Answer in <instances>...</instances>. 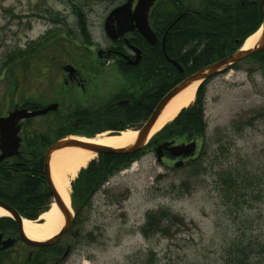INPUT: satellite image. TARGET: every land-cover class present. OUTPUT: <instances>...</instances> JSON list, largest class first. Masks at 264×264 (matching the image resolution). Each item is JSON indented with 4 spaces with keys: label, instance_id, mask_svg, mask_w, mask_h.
Here are the masks:
<instances>
[{
    "label": "rangeland",
    "instance_id": "obj_1",
    "mask_svg": "<svg viewBox=\"0 0 264 264\" xmlns=\"http://www.w3.org/2000/svg\"><path fill=\"white\" fill-rule=\"evenodd\" d=\"M120 1L0 0V116L24 98L46 105L61 97L62 110L38 123L65 113L68 104L84 109L92 121L98 110L92 102L109 89H127L128 82L111 70L86 92L62 90L56 83L60 58L87 64V72L89 65L95 68L87 48H65L87 43L106 48V9ZM31 45L38 52L22 58ZM226 69L204 86L208 130L196 149L199 153L202 145L206 151L202 163L174 167L173 161H158L149 145L98 190H89L86 173L71 181L70 199H89L86 232L95 239H82L64 264H264V65L246 60ZM129 80L132 86L139 82ZM89 103L88 109L77 106ZM38 123L25 133L53 137L62 126L59 120ZM159 210L172 214L163 221L167 226L162 231L145 226L148 215ZM246 243L260 255L244 259L240 245ZM22 250L17 244L11 255L21 258Z\"/></svg>",
    "mask_w": 264,
    "mask_h": 264
},
{
    "label": "flooded vegetation",
    "instance_id": "obj_2",
    "mask_svg": "<svg viewBox=\"0 0 264 264\" xmlns=\"http://www.w3.org/2000/svg\"><path fill=\"white\" fill-rule=\"evenodd\" d=\"M138 1L139 0H121L113 8L109 9L108 7L106 9V17L104 19V30L107 17L112 13L113 9L127 3L129 4V7L126 11L125 17H128V19L124 22H121L120 16H116L115 18V16L112 15L110 25H112L116 31H118L119 27L121 26H136L137 21L134 19V17L137 15L135 9ZM207 6L208 0H155L149 8L148 12L149 24L152 27L155 35L158 37L157 41L154 43L149 41L137 27H134L133 29L125 31L121 36L114 40L108 38L110 42L109 45H106V48H103L100 45H67L65 48L67 50L78 46L87 48L90 52H92L94 54L93 62L95 63V68L89 65V72H87L85 71V67L87 66V64L79 63V61L77 62L75 60H65L60 58L61 63L56 68V72L58 71V78H60V80H58L56 83L59 84L60 89L71 90L74 88L79 90L80 92H86L89 90V86L91 85V83L95 81L94 79L105 81L107 78L108 70L117 71L122 79L128 82L129 87L127 89L125 87L109 89L108 94L104 99L98 100L97 103L92 102V104H98V110L95 111V113H102V118L94 119V116L92 121L90 119H86V115L88 113L81 111L84 109H74L71 104H68V106L65 107V113L57 114L55 118H51L46 123H38L37 120H39L40 118H47L49 114H56L62 110L64 106L62 105L63 100L61 99V97L60 100H52L46 105H40L33 101H27L25 100V98L21 99L19 102H16L12 110L16 108H29L30 110H36L42 108L43 106H48L51 104H57L58 106L57 108L49 110L44 114L25 118L21 121V129L19 132V135L21 136L19 154L14 157L7 158L3 162H1L0 169H6V171H9L11 173L18 172L20 174L32 175V172L28 169L31 167V161L36 160L40 161V166L43 173L45 153L48 150L49 146L55 140L62 136H71L75 133L91 136L93 135L92 132L95 131L96 128L99 129L102 126L106 127L112 125V123L114 122H119L118 118L116 121H114L115 117H117V114L122 113V110L124 113L125 107L129 106L133 102L134 96H138V94H141L144 91L148 90V87L153 86V83H157V75H150V64L152 58L154 57V50H157V48L161 47L164 55H166L163 49V45H205L206 40L202 36L196 37L191 41H186L184 34L182 33L187 32L191 29V26L184 25L185 23H187L184 21V19L192 17L202 21L207 13ZM261 8L263 20V0H261ZM211 14L212 16L219 18L224 15V12L215 10L212 11ZM225 16L230 17L229 14H226ZM262 20L258 24V26L261 25ZM199 27L202 29L201 26ZM195 29L203 32L197 26H195ZM138 51H140L141 59L138 63L134 64L133 62L138 55ZM168 56L176 59L182 64V62L175 58L173 55L168 54ZM53 57H56L57 59L59 58L57 56ZM171 65L173 66V68L167 67V65L165 67H162L160 70H166L167 73L174 74V70L178 68L172 63ZM156 72L158 71L156 70ZM180 73H183L184 75V72ZM130 76L133 80L135 79L141 81V83L136 86H132V81L129 80ZM105 84L106 83H104L103 85ZM143 85L146 87H144ZM77 106L88 109L93 105L89 103L87 106H81L80 104H77ZM72 113L73 115L71 117L70 115ZM120 118L123 119L125 117L123 116V114H121ZM53 120H59L62 123V126L63 124H66L64 125L65 130L59 131L58 129H56L57 131L54 136L51 137L47 135V139L45 138V136H43L44 139L42 143L36 141L35 138H33V135L25 133L28 131L27 128L31 127L30 125L33 121L34 124L38 123L41 125H47L53 122ZM93 120H98V122L93 123ZM70 123H72V127H70ZM94 126H96L95 129ZM63 132L64 134H62ZM164 141H171L173 142V144L189 142L186 139H182L178 136L167 138ZM35 144L38 145L35 150L40 153L39 159L35 155H33L32 147ZM180 159L186 161L188 158L183 156L178 158H171L169 157L168 152L165 151L162 162H166V160L167 162H176ZM88 207V201H82L80 203L74 202V215L72 223L64 233L61 240L57 244H54L52 246L40 247L34 246L33 244L29 243L20 235L16 223H13L11 227L4 226L0 228V264L66 263L73 252L76 250V248L79 246V243L82 239H93V235L86 232V222L87 216L89 214ZM67 236H69L71 239L69 243H67L65 240ZM8 239L12 241L10 246L6 247L4 246L5 241ZM17 244H20V246L23 248L22 251L24 252V254L21 258L11 255L13 247ZM43 258L46 259L43 261Z\"/></svg>",
    "mask_w": 264,
    "mask_h": 264
},
{
    "label": "trees",
    "instance_id": "obj_3",
    "mask_svg": "<svg viewBox=\"0 0 264 264\" xmlns=\"http://www.w3.org/2000/svg\"><path fill=\"white\" fill-rule=\"evenodd\" d=\"M208 1H210V4L207 6V13L203 20L192 17L185 18L184 21L187 23L184 25L191 26V29L182 33L186 41L202 36L206 40L205 45H166L168 54L173 55L182 62L185 68V75L237 50L242 46L241 44L245 37L251 34L262 20L261 0ZM215 10L224 12V15L219 18L212 16L211 13ZM226 14H229L230 17H226ZM195 26L203 32L196 30ZM37 47L38 45H31L24 51L22 58L28 59L36 54L38 52ZM247 59H252L259 63L261 61L264 62V49L251 54ZM165 66L173 68L163 54L161 47L157 48V50H154V57L150 64V75H157V83H153V86L148 87V90L137 96L131 105L125 107L124 113L122 110V113L117 114L114 121L118 118L119 123H115V125L122 122L126 124L110 126L107 129L123 130L129 126H134L132 123H139L148 118L163 92L170 89L184 77L183 73H180L177 69L174 70V74H169L166 70H160ZM236 66L237 64L233 65V67ZM206 82L199 87L196 101L183 109L172 122L156 133L149 145L153 146L161 139L172 136L182 137L187 140L197 139L202 142L206 139L208 130L207 120L204 115L206 102L204 86ZM121 114L125 118L121 119ZM101 130H104V128H100ZM33 138L40 143L44 139L41 135H35ZM37 146L35 144L32 150L33 155L39 159L40 153L35 152ZM143 152L144 149L130 154H100L97 160L91 161L88 167L82 170V173L88 175V177L85 175L87 177L86 185L90 189L99 188L114 174L127 168L134 160H137ZM205 152L204 147L201 146V151L188 161L189 165L201 162ZM31 163V167L28 170L32 172V175L18 172L11 173L6 171V169H0V198L13 205L23 216L36 219L40 213L48 209L50 195L43 178L40 161L32 160ZM226 185L229 190L233 187L229 183ZM171 216L172 214L167 210L152 212L148 215L145 226L162 231L167 226L163 225V221L168 222ZM13 223V220L9 217L0 218V228L4 226L11 227ZM250 243L240 245L244 247L242 249L244 259H252V257L260 255ZM255 250L257 252H254Z\"/></svg>",
    "mask_w": 264,
    "mask_h": 264
},
{
    "label": "water",
    "instance_id": "obj_4",
    "mask_svg": "<svg viewBox=\"0 0 264 264\" xmlns=\"http://www.w3.org/2000/svg\"><path fill=\"white\" fill-rule=\"evenodd\" d=\"M153 1L154 0H139L136 6V9H135V11L137 12V15L134 17V19L137 21V25L134 27H137L139 31L152 43L157 41V37L152 31L148 23V10L151 4L153 3ZM128 7H129L128 3L117 7L116 9L113 10V12L107 18L106 30L111 38L115 39L118 36L122 35L125 31L134 28L133 26H129V27L121 26L119 27L118 31H116L115 28L112 25H110L111 20H112V15L115 16V18L116 16H120L121 22L126 21L128 17H125V14H126ZM263 25H264V22H263ZM262 48H264V29H263V33L257 45L254 48L238 49L234 51L233 53H231L230 55L222 59H219L215 62H212L204 66L203 68L199 69L198 71L194 72L193 74L189 75L186 79L181 81L174 88H172L168 93H166V95L160 100V102L155 107L154 111L152 112L147 122L141 127V129L137 130V136H136L135 142L129 146L115 148V147H111L108 145H101V144L91 143L87 141H82L77 138H62V139L56 140L46 152L45 159H44V176H45L49 191L53 196V200L64 216L65 225L61 229L60 233H58L54 237L48 240H45V241H36V240L32 241V240H28L24 236L22 237L26 241L34 245L53 244L60 239L65 229L69 226L72 220L71 211L69 210L67 204L65 203L61 194L57 190V187L55 186L53 179H52L50 161H51V156L54 151L62 147L73 146V147H81L84 149H88L97 154H100V153L129 154V153L136 152L142 149L149 142V135H150L151 129L153 128L159 115L161 114L165 106L169 103L172 97L177 95L179 92H181L183 89H185L192 83L199 81V80H205L211 77L212 75L226 69L233 63H236L237 61L247 57L251 53L258 51ZM139 59H140V51H138V55L134 63H137ZM51 108L53 107L49 106L47 108H43V109L33 111V112L27 109H16V110L11 111L7 116L0 117V149L2 151V153L0 154V162L7 157L14 156L19 153L18 148L20 146V141H21V137L18 134L20 131V127H21V124L19 123V121L26 117L45 113ZM195 149H196L195 141H192L187 144L182 143L179 145H172L171 142H164L157 146L156 152H157V158L161 160L162 156L164 155V150H167L171 153V155L178 157L181 155L189 156L194 153ZM182 164H183V161H178L176 162L175 166L179 167ZM0 207L7 210L15 218L21 230V233H22V231H24L23 218L19 214V212L16 209H14L11 205H9L7 202L3 201L2 199H0ZM10 243H11V240H8L5 242L4 246H8Z\"/></svg>",
    "mask_w": 264,
    "mask_h": 264
},
{
    "label": "bare ground",
    "instance_id": "obj_5",
    "mask_svg": "<svg viewBox=\"0 0 264 264\" xmlns=\"http://www.w3.org/2000/svg\"><path fill=\"white\" fill-rule=\"evenodd\" d=\"M260 33L261 30H258L250 35L245 40L243 48L253 47L258 41ZM199 84L200 82L196 81L171 98L151 129L150 136L160 131L165 125L175 119L182 109L193 103ZM136 136V129L126 128L120 132L106 131L95 137L81 136L79 139L119 148L134 143ZM95 156L96 153L91 150L72 146L62 147L53 152L50 161L52 179L67 206L70 207L71 202L69 194L71 181L77 177L79 171L86 167ZM7 215L9 213L0 207V217ZM63 224L64 216L55 203L51 204L49 209L44 211L36 220L23 218L25 234L30 239L39 241L56 235Z\"/></svg>",
    "mask_w": 264,
    "mask_h": 264
}]
</instances>
